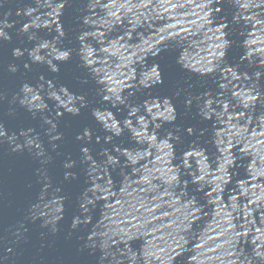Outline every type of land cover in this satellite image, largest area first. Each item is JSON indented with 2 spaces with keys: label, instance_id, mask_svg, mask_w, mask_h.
<instances>
[{
  "label": "clouds",
  "instance_id": "clouds-1",
  "mask_svg": "<svg viewBox=\"0 0 264 264\" xmlns=\"http://www.w3.org/2000/svg\"><path fill=\"white\" fill-rule=\"evenodd\" d=\"M73 3H79L81 7L77 10L78 27L72 29L73 35L69 39V32L65 30L61 18L66 7H72ZM225 4L231 8L230 20L227 15H222ZM112 6L113 0H0V47L5 43L11 44L13 35L26 37L32 45L12 48L11 56L14 61L22 62L23 73L19 76L18 90L8 93L0 88V108L7 105L4 117L15 118L18 109H21L32 120L40 122V131L34 127L10 130L4 118L0 117V147L7 145L11 154L27 152L38 162L35 175L43 184L38 202L28 208L27 220L33 224L40 221L39 227L48 229L52 236L59 234V224L65 219L66 203L70 202L63 184L77 180L78 173L74 169H80L85 177V187L76 197L77 213L72 215L65 239H70L73 233L82 228L90 229L86 240L77 250H89V255L96 257L95 264H126L131 250L113 249L112 245L123 241L127 246V241L136 235L130 229H120L119 240L112 236H108L106 241L95 239L97 233L89 227L93 220L92 214L98 206L97 202L108 194V188L96 182L101 171L117 174H122L125 168L138 171L135 166L141 159L155 149L156 160L159 161L161 156L158 150L164 149V179L171 189L178 190V197L185 198L181 207L185 209L186 219H198L196 213L202 211L196 193L203 192L210 196L211 192H215L217 195L211 197L208 203L219 200L224 187L232 181L234 171L245 166V156H254L247 162L251 166L253 179L264 176V147L256 148V152L260 153L258 156L251 152L256 145L264 146V0H194L190 14L195 19L190 23L196 25V32L203 30L211 34L206 36L212 41L209 58L203 62L197 61L199 66H195L185 63V55H178L176 64L190 77H197L205 90L194 92V85L189 80H182L178 82L173 95L164 97L154 96L151 90L164 84L161 66L155 62V58L169 51V45H156L178 33H166L159 37L156 45L141 46L133 51L132 55L142 64L139 72L135 67H128L127 72H105L103 77L98 75L102 69L96 66L100 61L96 58L97 50L93 43L105 44V33L98 26L112 31L121 23L119 16L107 19L115 16L111 11ZM183 6L181 0L171 5L173 8ZM104 9L109 11L101 16ZM139 15L144 16V13ZM181 31L196 34L189 29ZM234 34L241 38L239 47L242 49L236 64L227 60L229 50L236 43L232 39ZM125 36L131 38V30L110 41L101 51L125 47L120 44ZM73 42L75 46H72ZM19 43L24 45L25 41L21 39ZM252 44L258 46L252 48ZM137 51L142 54L137 56ZM74 56L78 59L79 67L87 74L83 78L77 76L76 80L82 85L88 84L89 80L95 83L99 106L92 107L85 95L71 91L55 78H47L44 74L38 75L33 81L25 78L24 74L31 72L33 65L44 66L53 76H58L60 65L71 61ZM149 57L153 62L149 63ZM135 62L129 57L121 67ZM190 67L191 71H185ZM20 69L21 65L17 63L0 64V73L6 71L8 76H16ZM116 76L120 79H115ZM209 81L211 87L208 86ZM138 94L143 99L138 100ZM181 97L183 115L190 116L194 111L201 122L208 123V127L197 129L195 126L183 127L176 123L179 114L174 101ZM89 108L91 117L100 126L103 135L90 127H84L76 134L75 140L80 144L79 158L73 159L69 155L63 160V180L57 183L50 175L49 166L54 164L55 157L63 154L60 149L65 136L59 129V121L65 114L78 117L82 110ZM225 122V129L217 127ZM249 127L253 129L250 134ZM125 136L127 144L116 143ZM185 137L194 139L186 147H181ZM93 144L100 146L96 155L91 147ZM232 148H236L235 153L231 151ZM192 158H195L194 163ZM173 161H176L174 165ZM210 166H214V171H210ZM111 182V179L107 181L109 185ZM208 184L212 185L211 192L206 189ZM27 187L31 188V184ZM49 188L60 194L54 201L58 204V215L53 218H47L48 214L43 211H35L40 207L42 193ZM251 188H258L259 194L249 188L241 189L250 193L248 203L254 205L245 208L244 215L250 217L252 213L259 212L261 224L264 225V181L252 184ZM217 207L221 205L217 204ZM246 224L251 227L228 233L225 240L216 246L226 245L222 253L206 259H216L219 264H264V227H255L254 220H247ZM253 228L257 235L251 237L252 247L246 252L241 244L248 241ZM26 232L25 222L21 221L7 230L11 238L7 234L0 236L3 249L0 264H9V258L16 255L21 242L27 243ZM183 239L180 236L168 248L146 255L154 256L153 264L155 261L172 264L185 251ZM201 255L197 253L187 257V260L203 264V261L198 260Z\"/></svg>",
  "mask_w": 264,
  "mask_h": 264
},
{
  "label": "water",
  "instance_id": "water-1",
  "mask_svg": "<svg viewBox=\"0 0 264 264\" xmlns=\"http://www.w3.org/2000/svg\"><path fill=\"white\" fill-rule=\"evenodd\" d=\"M181 2L184 3L183 7L173 8L171 5L176 3V0H113L111 11L115 13V16L107 17V19L111 20L119 16L121 23L116 25L112 31H107L106 28L98 26L99 30L105 33L104 45L93 43V47L97 50L96 58L100 61L96 66L102 69L98 75L103 77L105 72H127L128 67H135L139 72L142 64L137 61L136 56L132 55L133 51L141 46L156 45V41L161 35L175 32L178 34L170 36L161 41L160 45H156L167 44L169 51L162 52L159 57L155 58V62L161 66L164 84L151 91L154 96H171L178 86V82L182 80H189L194 85V92L204 91L205 88L201 87L197 77H190L188 73L181 70L176 64V58L178 55H185V63L199 66L197 61L203 62L209 58V45L212 41L206 39V36L211 34H206L203 30L196 32V25L190 23L191 20L195 19L190 14L193 10L194 0H181ZM80 7L79 3H73L70 8L66 7L64 16L61 18L65 30L69 32V39L73 35L72 29L78 27L77 10ZM107 11L109 9H104L100 13L101 16ZM98 12H100L99 9ZM141 12L144 13V16L139 15ZM222 15H227L228 19H231V8L227 4L224 5ZM168 25H174V27H168ZM181 29H189L196 34L192 35L189 31H181ZM129 30H131V38L125 36V39L120 41L121 45H126L125 47L117 46L109 49L108 52L101 51L102 47H107L110 41L116 40ZM41 35L46 36L45 33H41ZM21 39L25 41L24 45L19 43ZM232 39L236 40V43L229 50L227 60L229 63L236 64L242 54V49L239 47V39L241 38L234 34ZM65 43L67 44L68 41L66 40ZM17 46L31 47L32 45L27 42L26 37L18 38L13 35L11 44L5 43L0 47V64L17 63L21 65L20 73H17L16 76H8L6 71L0 73V88L8 93L18 90L19 76L23 73L22 62L14 61L11 56L12 48ZM72 46H75V42ZM257 46L258 44L250 45L252 48ZM141 54L137 51V56ZM129 57L136 62L121 67V65L126 64ZM148 60L149 63L153 62L151 57ZM191 70L190 67L185 71ZM40 74H44L47 78H55L68 86L71 91L85 95L92 107L99 106L98 98L95 95V83L89 80L88 84L82 85L76 80L77 76L83 78L87 74L79 67L78 59L75 56L71 61L60 65L58 76H53L46 67L38 65H33L32 71L24 75L27 80L33 81ZM115 79L118 80L120 77L116 76ZM208 86L211 87L210 81ZM137 99H143V97L138 94ZM174 103L177 105L179 114L177 124L183 127L195 126L197 129L209 126L207 122H201L195 116L194 111L190 116L185 117L183 115L182 97ZM6 111L7 105L5 104L0 108V117L4 118L8 129L19 130L20 128L34 127L40 131L39 120H32L31 116L24 110L18 109L15 118L4 117L3 114ZM226 126V122L217 125L219 129H225ZM84 127H90L100 133V126L91 117L90 108L82 110L78 117L65 114L59 121V129L64 133L65 140L60 149L63 154L55 157L53 153L55 161L53 165L49 166L50 175L53 176L55 182L59 183L63 180V160L69 155L73 159L79 158L80 144L75 140V136ZM248 131L250 134L253 129L249 127ZM100 134L103 135V133ZM192 139L194 137H185V142L181 147H186ZM121 142L127 144V136L116 141V143ZM91 147L94 150L93 154L96 155L100 146L93 144ZM238 147H243V145H238ZM259 147L264 146L256 145L255 148L251 149V152L257 156L260 155L256 152V148ZM164 151V149L158 150L161 159L157 161V150H152L135 166L138 171L125 168L122 170V174L103 171L99 173L100 178L96 182L107 187L108 194H105V198L97 202L98 206L92 214L93 220L89 227L97 233L95 239L98 241H106L108 236L119 240L120 229H130L136 233L131 240L127 241V246L123 241L112 245L113 249L131 250L130 259L126 264H153L154 256L150 257L146 253H156L161 249H166L174 239L180 236L184 238L185 251L172 264H177V262L179 264H197L195 260H187V257L197 253L202 254L198 260L203 261V264H219L216 259L206 258L215 257L224 251L226 245L219 248L216 246L225 240L228 233L234 230H242L244 227H251V225L246 224L247 220H254L255 227H264L261 224L259 212L252 213L250 217L244 215V209L254 207V205L248 203L250 193L241 191L243 188H249L250 191L259 194V189H252L251 185L260 184L261 181H264V176L253 179L251 166L247 162H250L254 156H245V166L234 171L232 181L224 187L219 200L208 203L211 197L216 196L217 193L211 192V184L206 185L207 191L211 192L210 196L203 192L196 193L199 198L198 204L202 207V211L196 213L199 218L186 219L184 216L185 209L181 207L185 198L178 197L176 195L178 190L171 189L164 179L166 167ZM231 151L235 153L236 148H232ZM97 158L99 159V157ZM192 160L194 163L195 158ZM175 163L176 161H173V165ZM257 163L259 164V160ZM194 166L198 167L195 164ZM38 167V162L33 160L27 152L11 154L7 145L0 147V236L7 234L11 238V234L7 233V230L14 228L21 221L25 222L27 228V243L21 242L16 249V255L9 258V264H13V262L14 264H95L96 257L89 255V250L83 252L77 250L86 240L90 229L82 228L73 233L70 239H65L70 228L72 215L77 213L76 197L85 187V177L80 173L79 168L74 169L78 173V179L63 184V190L70 197V202L66 203L65 219L59 224V234L52 236L48 229L39 227L40 221L33 224L27 220L28 208L38 202L43 184L35 175ZM210 171H214V166H210ZM109 179L112 181L110 185L107 183ZM29 184H31V188L27 187ZM59 195L54 189L49 188L42 193L39 199L40 207L35 211L47 213V218L55 217L58 215L56 211L58 204L54 201ZM217 204L221 207L218 208ZM233 205L236 207L234 208ZM189 220H191L190 223ZM254 235H257L255 228L249 233L248 241L241 244L246 252L252 247L251 237ZM160 254L163 255L162 252ZM0 255H3L2 246H0ZM116 255L119 258V252ZM155 264H159V261H155Z\"/></svg>",
  "mask_w": 264,
  "mask_h": 264
}]
</instances>
